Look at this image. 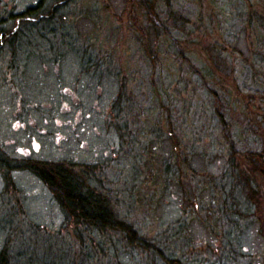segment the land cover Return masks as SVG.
<instances>
[{
	"label": "rangeland",
	"instance_id": "rangeland-1",
	"mask_svg": "<svg viewBox=\"0 0 264 264\" xmlns=\"http://www.w3.org/2000/svg\"><path fill=\"white\" fill-rule=\"evenodd\" d=\"M34 2L0 0V27L11 29L9 13ZM251 3L252 7L244 0H69L49 21L20 25V42L2 47L15 54L0 56V149L8 151L11 164H22L0 165V253L8 246V264L78 260L74 234L79 229L67 220L54 192L30 164L65 162L82 176L80 170H87L95 178L91 185L104 190L116 211L148 236H164L159 216L172 223L184 221L181 195L171 187L158 202L156 216L148 217L150 190L159 188L158 178H146L148 171H159L163 158L169 161V140L186 144L185 127L190 134L192 127L198 129L194 136L199 151L212 158L216 177L225 164L223 156L215 158L214 141L220 143L217 151L225 146L215 134L213 105L204 86L181 56H171L168 39L176 37L193 66L203 71L209 66L206 50L214 55V43L220 45L224 39L246 56L247 44L254 48L256 39L246 38L243 13L264 5ZM175 20L180 28L170 26ZM6 61L23 69L13 76L12 69L2 66ZM177 72L184 81L171 83L166 77ZM185 79L195 87H188ZM191 229L195 242L190 261L196 256L204 262L213 257L214 262L224 261L223 242L215 238L214 252H209L200 243L214 240V235L196 222ZM243 240L244 256L232 263L264 264V243L256 230ZM118 246L119 263L136 264ZM88 249L94 252L93 263L98 254Z\"/></svg>",
	"mask_w": 264,
	"mask_h": 264
},
{
	"label": "trees",
	"instance_id": "trees-1",
	"mask_svg": "<svg viewBox=\"0 0 264 264\" xmlns=\"http://www.w3.org/2000/svg\"><path fill=\"white\" fill-rule=\"evenodd\" d=\"M244 1L252 7L253 0ZM257 3H264V0H257ZM243 17L245 36L255 38L256 46L253 44L254 48H251L252 43L247 44L249 52L245 56L233 41L224 39L220 45L214 43V55L206 50L209 66H205V71L193 66L187 58L190 57L186 55L187 50H182V43L176 37L168 39L172 42L171 56H181L179 58L185 61L189 73L204 86L213 105L211 115L216 122L215 134L225 146L222 152L217 151L215 148L220 143L214 141L215 158L219 161L218 155L223 156L225 164L224 171L216 177L212 158L199 151V140L194 136L198 129L192 127L190 134V128L185 127L186 137H182L186 138V144L177 138L176 144L169 140V161L163 158L159 171L155 168L148 171L147 179L154 182L159 179V188L155 186L150 190L151 196L146 202L150 211L148 217L156 216L157 204L163 201L170 187L179 191L182 198L185 219L181 220L184 221L172 223L165 221V217H158L163 235L170 233V238L142 233L133 221L116 211L104 190L91 185L90 181L95 178L87 170H80L82 176L65 162L43 161L41 166L29 165L54 192L67 220L79 229L74 234L79 247L75 264H120L119 244L136 264H224V261L233 264L237 262L236 258L242 259L243 239L250 230L255 229L264 243V5L261 4V10L248 8ZM176 25L180 28L175 20L170 26L175 28ZM180 74L177 72L173 76L170 73L166 78L171 83L184 81ZM185 81L188 87H195L189 79ZM213 82L214 87L211 86ZM170 132L173 137L174 132ZM203 162L205 168H202ZM195 222L209 235H214V240L200 243L206 250L214 252L215 238L223 242L220 255L224 261L214 262V257L209 262L199 256L191 261L187 258L193 254L195 238L191 227ZM87 246L98 254L93 263L94 252L90 253ZM101 256L105 259H100ZM8 263L9 248L6 246L0 253V264Z\"/></svg>",
	"mask_w": 264,
	"mask_h": 264
},
{
	"label": "flooded vegetation",
	"instance_id": "flooded-vegetation-1",
	"mask_svg": "<svg viewBox=\"0 0 264 264\" xmlns=\"http://www.w3.org/2000/svg\"><path fill=\"white\" fill-rule=\"evenodd\" d=\"M68 1L69 0H35V2L32 5L25 7L21 11H18V12L11 11L6 20H11V23H13L12 24L13 27L11 29H5L3 27H0V56H2L3 54L8 55V56H11L12 53L15 54V51H12V50L4 51L2 47L6 45L9 46L10 43L12 42L14 43L20 42V38L18 39L19 34L17 31L20 25L26 24L28 22L33 23V24H37V23L41 24L44 21H49V18L53 17L54 14L58 13V8L62 5H66ZM83 1L87 2V0H83ZM90 1L92 2V0ZM50 3H51V7L49 8ZM50 20H53V19H50ZM1 63L3 67H6L4 68L6 69V71L8 70V68L14 71L13 76L14 75L17 76L18 70L23 69V67L21 66H19L20 69H18V67H15V64L10 65L8 61L1 62ZM3 63H6L7 66H5ZM6 80L7 82H9L8 78ZM5 154H8V151H2L0 149V165L5 166V167H11L13 166V164L15 167L22 166V164L20 165H15V163L11 164V162L6 158Z\"/></svg>",
	"mask_w": 264,
	"mask_h": 264
}]
</instances>
